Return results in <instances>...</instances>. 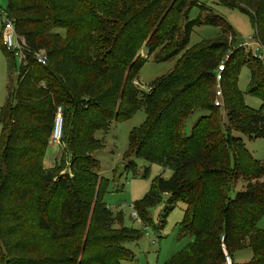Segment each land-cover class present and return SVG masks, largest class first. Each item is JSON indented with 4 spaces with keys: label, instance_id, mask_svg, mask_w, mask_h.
Segmentation results:
<instances>
[{
    "label": "trees",
    "instance_id": "trees-1",
    "mask_svg": "<svg viewBox=\"0 0 264 264\" xmlns=\"http://www.w3.org/2000/svg\"><path fill=\"white\" fill-rule=\"evenodd\" d=\"M145 1L9 0V14L27 46L17 88H9L0 115V264H123L134 258L125 243L140 235L103 200L108 180L94 152L103 147L97 131L141 107L148 119L131 132L128 153L160 163L172 175L159 176L136 204L140 217L166 195V211L185 204L181 231L193 237L165 264H227V257L232 264H264V229L258 225L264 216V163L235 134L264 138L263 63L254 54L245 56L242 47L231 48L235 32L212 6ZM217 1L249 13L264 45V0ZM195 6L201 13L192 19ZM201 25L223 32L188 48ZM171 41L174 50L161 57L156 51ZM143 46L156 52L157 61L184 51L146 93L135 84L145 63ZM42 49L47 65L33 57ZM4 50L12 72L15 55ZM243 66L250 68L248 93L261 99L259 110L245 103L239 88ZM218 88L221 106L215 104ZM59 106L65 155L47 168ZM196 110L204 114L188 135L184 123ZM239 180L245 185L233 196ZM245 247L253 256L238 263L235 254Z\"/></svg>",
    "mask_w": 264,
    "mask_h": 264
},
{
    "label": "rangeland",
    "instance_id": "rangeland-1",
    "mask_svg": "<svg viewBox=\"0 0 264 264\" xmlns=\"http://www.w3.org/2000/svg\"><path fill=\"white\" fill-rule=\"evenodd\" d=\"M146 0L145 2L147 3ZM208 6L214 8V12L227 20L235 32V41L232 42V49L242 47L243 54L258 56L264 67V48L258 37H256L255 26L252 17L246 11L239 7H229L217 0H199ZM144 4V3H143ZM9 0H0V6L3 8L4 18H8ZM135 8V7H134ZM138 9V8H136ZM7 11V12H6ZM201 13L198 6L193 7L189 12L190 18H196ZM10 15V14H9ZM174 19L181 20V15L173 16ZM222 28L214 25L196 26L192 31L189 47H192L202 41L217 37L222 33ZM2 18L0 17V115L1 109L6 104L9 94V88H17L18 74L21 67L20 57L15 55L13 60L12 72H9L7 57L5 55V46L3 40ZM233 34L230 33V38ZM250 37L255 42L250 41ZM256 39V40H255ZM231 42V39H230ZM18 43V37L15 36V45ZM174 42H166L160 46L156 52H160L161 57L164 54L173 51ZM156 52L150 54L145 46L141 49V55L145 58L136 85L145 93L150 85L157 78L169 73L178 63L180 56L184 51L166 61H157ZM197 73L193 72L190 77H186L184 82L193 79ZM251 80V71L248 66H243L239 75V88L244 95L247 105L255 110H259L262 105L260 98L248 93V86ZM11 103L15 104L13 96ZM204 114L202 110H196L189 116L184 123L186 134H190L193 125ZM222 114V112H221ZM148 119V113L144 107L139 108L134 115L122 122L112 121L108 130L96 132V137L102 141L103 147L94 152V156L99 160L101 166L99 173L108 180L107 188L103 200L110 207L115 216H119L121 223L139 233V238H135L125 243L134 255V258L125 260L123 264H165L173 255L182 249H185L193 242V237L183 235L181 223L185 216V204L177 202L169 211L165 210L167 197L163 195V200L148 209L147 217L141 218L137 203L143 201L145 196L156 184L159 176L169 178L172 175L170 168L163 167L160 163L148 162L136 153H128L130 150V135L134 129L141 128ZM2 134V124L0 122V139ZM241 136L245 147L259 161L264 163V138H249L240 132H235ZM62 142H52L47 149V160L57 161L64 157L65 150ZM128 154V155H127ZM61 159V158H60ZM60 162V161H59ZM68 166V158L63 161ZM245 185L244 180H239L235 184V190L232 195L242 190ZM134 207H133V206ZM138 213V217L134 212ZM259 227L264 229V216L258 223ZM253 256L251 247H245L235 254V261L244 263Z\"/></svg>",
    "mask_w": 264,
    "mask_h": 264
},
{
    "label": "built area",
    "instance_id": "built-area-1",
    "mask_svg": "<svg viewBox=\"0 0 264 264\" xmlns=\"http://www.w3.org/2000/svg\"><path fill=\"white\" fill-rule=\"evenodd\" d=\"M3 11H4L3 8L0 6V17L2 18V27L4 30L3 40H4L5 48L8 51L12 52L14 55H18L20 57L21 64L25 63L26 56L24 54V49L26 48L27 44L24 38L18 33L14 19L9 14H8V18H4ZM15 36L18 37V43L16 45H15ZM250 41L255 42L254 38L252 37H250ZM260 45L264 48V45L262 44ZM33 57L40 65L48 64L47 52L44 49L35 52L33 54ZM223 69H224V62L219 66L218 72L216 73V81L218 83L222 80L221 71H223ZM221 98H222V91L218 88L216 91V99H215V104L217 106L222 105ZM62 138H63V116H62V107L59 106L55 118V125H54L52 139L53 142L60 143L62 141ZM133 214L138 217V213L136 211ZM227 264H232L230 257H227Z\"/></svg>",
    "mask_w": 264,
    "mask_h": 264
},
{
    "label": "crops",
    "instance_id": "crops-1",
    "mask_svg": "<svg viewBox=\"0 0 264 264\" xmlns=\"http://www.w3.org/2000/svg\"><path fill=\"white\" fill-rule=\"evenodd\" d=\"M51 145V144H50ZM49 148H50V146H49ZM48 148V149H49ZM61 158V157H60ZM60 158L57 160V161H59L60 160ZM48 158H47V153H46V156H45V161H44V164H45V166L47 167V168H52V167H54L55 165H56V160H55V162L53 163V162H51V160L49 159V160H47Z\"/></svg>",
    "mask_w": 264,
    "mask_h": 264
}]
</instances>
